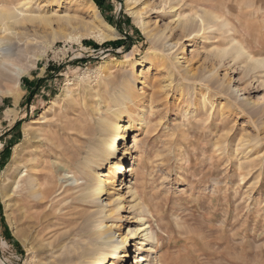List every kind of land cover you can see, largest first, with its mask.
I'll use <instances>...</instances> for the list:
<instances>
[{"label": "rangeland", "instance_id": "1", "mask_svg": "<svg viewBox=\"0 0 264 264\" xmlns=\"http://www.w3.org/2000/svg\"><path fill=\"white\" fill-rule=\"evenodd\" d=\"M91 1L0 0L21 17L0 33V53L17 55L2 64L15 81L0 82V264H65L99 243L82 232L92 220L114 234L107 263L264 264V0ZM126 86L136 122L117 155L136 170H81ZM37 169L52 190L40 205ZM89 181L101 189L88 204Z\"/></svg>", "mask_w": 264, "mask_h": 264}, {"label": "bare ground", "instance_id": "2", "mask_svg": "<svg viewBox=\"0 0 264 264\" xmlns=\"http://www.w3.org/2000/svg\"><path fill=\"white\" fill-rule=\"evenodd\" d=\"M85 1L90 5V7L95 8V4L91 0H85ZM127 1L128 0H126V3H127ZM19 13L20 12H18V14ZM90 17L92 18L91 20L97 26H99L100 28H101V25L100 24L101 23H105L101 19V17L99 16L97 10H95V9L92 10ZM20 19H21V17L20 18L18 17L16 11H13V10H10V9H6V8H0V24L2 25V27L0 28V33L1 34L2 33L4 34V33H7L8 31H10L9 24H16V23L20 22ZM107 26L109 27L110 30L113 29L111 26H109V25H107ZM115 35L116 34L115 33H112V32L106 33L104 31H101V32L99 31L95 35V37L100 42H103L106 39H110V38L114 37ZM0 40H1V37H0ZM10 49H11V47H10ZM27 51H28V49H27ZM27 51L25 50V52H27ZM242 51H243V49L241 47H239L238 50H237L238 54L242 53ZM10 53L11 52L8 49L4 54H5L6 57H7V55H9V56L10 55H13V54H10ZM4 54L0 53V82H1L2 78L4 79V77L9 78L10 80L11 79L13 80V78H14V77H12V76H10L8 74H5L6 71L4 72V70H3V67H2L3 65L2 64L4 63V61L7 60V58H6V60L4 59ZM16 56L17 55H15L14 57L16 58ZM10 61H11V57H10ZM263 61L264 60H260V59L255 60V62H258V64H263L264 63ZM12 62H13V60H12ZM121 62H123V61H115V63H118V64H120ZM15 78H14V81H15ZM68 84H70V83H68ZM127 86L130 87L129 85H127ZM127 86L124 87L123 88V91H122V94H123L122 97H123V99L122 100L116 99V101H119V103H120V106H119L120 108H118V109H116V110H114L112 112V117H109V120L107 122H102L99 125V128H100V136L97 138L96 142L94 143V146L92 147V150H94V153L91 156H92V158L94 157V159H93L94 161L88 159V157H87L88 160L86 159L85 161H80L81 162V165L79 167H80L81 170H84L85 171V169H87L91 165L92 162L94 164V162H96V160H99L100 161V160H103V159L106 160V159H109V158L115 159L114 161H112L110 163L111 164L110 171H112L116 175L119 174V173H121V172H126V173L130 172V173L133 174L134 169L137 167V166L135 167V164H136L135 159L132 160V163L130 165H126L125 166L124 163L126 161V157L125 156H119L118 157V155H117V151L119 149V145L122 144V148L125 147V142H127L126 145H128V141L130 139V133H133L134 132L133 129H134V125H135V122H136V120L134 119V117L132 116V114L127 110L128 107L126 108L125 101L131 99V91H132ZM132 93H133V91H132ZM124 104H125V106H124ZM123 106H124V109L122 108ZM124 116H127L128 117L125 121H124ZM113 117H115L116 120ZM121 130H123V133L122 134L119 133ZM54 147H57V145L54 146ZM127 149H128V147L126 148V150ZM125 152H128V151H125ZM57 170H59V169H57ZM62 171H63V169H62ZM82 174H84V173H82ZM63 175H65V174H63ZM24 176H26V175H24ZM41 176H43V174H40L38 172V169L33 171L32 178H33V182L34 183L32 185L33 187H30V190H31V193H32L33 197L34 196L35 197H39L38 199H40V200H38L39 202L36 203L37 205H40L43 202V200L46 199L50 195V193L52 192L51 188H43L39 184L40 183L39 181H40ZM55 178H57V177H55ZM49 179H50V177H49ZM95 179H97V178H95ZM48 180L46 182L47 184H48ZM91 181H93V178H92ZM91 181H89L90 183H88L86 185L85 188H87L88 191H87V193H84L86 195L83 196V198H85V201L88 204L89 203H92V202H95L94 200L97 197V195L99 194L100 189H101L97 185L99 182L96 183V185H95V184H92ZM52 184H54V183H51L50 185H52ZM29 186H30V184H29ZM44 187H46V186H44ZM97 213H100V212L98 211ZM137 220H138V222H142V221H144V218L143 217H137ZM93 222H94V220H92V221L88 222L86 225H84V227L82 229V232H87V233H89L90 236L92 234L93 235L95 234L96 236L93 239H98L99 238L100 239L99 243H96V242H93L92 240H89L86 244L80 243V245H78V246L76 245V248L68 249L67 251H65V254H66V256L64 258V260L66 261L65 264H77V261L76 260H73L75 258L74 255H70V253L75 254L77 260L83 259V262H86L87 264H103V263H106V264H114L112 260L108 261V263H107V261L105 262V258H106L105 256L106 255H105V253H101V252H104V251H108V253H109V251H112V250H109V249H111V241H112L111 238L113 237L114 234H113V232L110 229H106L102 233H97V232L96 233H92L93 230H91V228L92 229L93 228H96L95 227V224H93ZM96 229H94V230H96ZM138 230H140L141 232H143L144 238L141 239V240H139V241H137V242H135V243H133L132 246H135L136 249L139 248L142 245H145V242H147L149 239H151V236H150L151 233L148 232L149 230H148V226L146 225V222L141 223L140 229H138ZM133 232L130 229H128V233L126 234L124 240H122L120 242V246L119 247H120V249H123V250L116 253V255H118L117 258L119 260H122L123 261V260H125V258H127V257H129L131 255L132 246L130 245L131 244V241H129V239H130L129 237H131V235H132ZM103 235H105V237H103ZM102 250H104V251H102ZM36 252L38 253L39 252V249H37Z\"/></svg>", "mask_w": 264, "mask_h": 264}, {"label": "trees", "instance_id": "3", "mask_svg": "<svg viewBox=\"0 0 264 264\" xmlns=\"http://www.w3.org/2000/svg\"><path fill=\"white\" fill-rule=\"evenodd\" d=\"M99 7H101L102 5H101V0H93ZM117 42H119V41H108V42H104L103 44H102V46H106V45H108V44H110V45H113V44H116ZM93 47L94 48H97V45L94 43L93 44ZM18 125H19V123H16V125L11 129V130H14L16 127H18ZM9 239V241H11L12 240V238L10 237V238H8Z\"/></svg>", "mask_w": 264, "mask_h": 264}, {"label": "water", "instance_id": "4", "mask_svg": "<svg viewBox=\"0 0 264 264\" xmlns=\"http://www.w3.org/2000/svg\"><path fill=\"white\" fill-rule=\"evenodd\" d=\"M119 14H120V11H119Z\"/></svg>", "mask_w": 264, "mask_h": 264}]
</instances>
